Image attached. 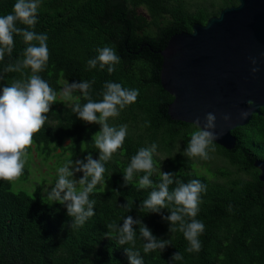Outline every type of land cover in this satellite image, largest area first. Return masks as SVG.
Instances as JSON below:
<instances>
[{
  "label": "trees",
  "instance_id": "obj_1",
  "mask_svg": "<svg viewBox=\"0 0 264 264\" xmlns=\"http://www.w3.org/2000/svg\"><path fill=\"white\" fill-rule=\"evenodd\" d=\"M15 3L16 0H0V16L13 13ZM237 3L238 0H222V5L214 9L201 4L192 10L188 0H40L34 28L16 22L18 28L48 37L49 60L38 75L56 91L57 97L47 121L33 137L34 149L43 159L53 156L59 148L69 153L67 161L82 160L89 153L99 158L92 138L101 125L87 124L72 111L75 104L87 103L79 90L70 96V105L59 97L63 82L95 81L89 89L94 101L103 99L106 82L119 83L139 94L117 117L108 119L111 126L127 125V135L121 148L103 162V179L89 197L95 201V215L83 225L71 227L66 207L44 199L40 191L17 190L16 180H0V264H129L125 249L133 245L120 246L117 231L109 233L106 226L122 225L128 215L142 219L157 238L170 240L171 246L165 250L144 253L145 241L136 226L134 250L140 252L143 264H264L263 181L255 166L258 158L264 159V106L249 124L233 130L237 138L234 148L212 141L209 152L214 148L234 168L217 169L215 175L222 179H213L197 171L194 160L183 155L191 134L200 126L171 117L169 104L174 96L161 82V51L171 36L192 31L195 23H206L222 8ZM26 47L23 37L14 34L11 55L6 53L0 61V75L4 77L0 92L7 84L31 75L30 68L4 72L8 64L23 59ZM103 47L112 48L120 58L112 73L108 65L103 69L99 63L95 68L88 67V60L95 59ZM67 139L71 142L65 145ZM179 142L182 149L164 161H158L154 153L155 171L150 179L153 187L161 182L159 167L166 162L167 172L177 173L178 180L187 183L197 179L206 185L195 217L205 226L198 237L200 251H187L190 245L179 231V222L177 230L169 232L170 224L162 216L170 215L168 209L174 204H168L160 214L140 210L142 200L153 190L139 188V179L146 173L134 172L127 185L123 180L124 170L140 148L155 143L156 151L171 153ZM31 150L30 146L27 153ZM27 177L25 165L20 178ZM175 187L170 185L169 191ZM190 219L185 217L186 221ZM175 252L183 259L172 261Z\"/></svg>",
  "mask_w": 264,
  "mask_h": 264
},
{
  "label": "clouds",
  "instance_id": "obj_2",
  "mask_svg": "<svg viewBox=\"0 0 264 264\" xmlns=\"http://www.w3.org/2000/svg\"><path fill=\"white\" fill-rule=\"evenodd\" d=\"M39 6L40 0H16L13 13L0 16V61L4 59L6 53L11 55L14 34L21 35L27 45L23 59L8 64L4 72H22L23 69H31V75L26 79L7 84L0 92V180L9 182L22 175L27 161V149L33 144L34 134L38 133L47 121V114L57 97L56 91L38 75L44 71L49 60L47 35L16 27V22L19 21L34 28ZM98 53L95 59L88 60V67L95 68L99 63L100 68L103 69L108 65V72L112 73L115 70L114 65L119 63L120 58L110 47L100 48ZM3 79V75H0V81ZM94 82H73L67 84L61 92L65 97H70L74 91L79 90L87 100L83 105L75 104L72 111L87 124L101 125V130L92 138L95 147L99 150V158L94 159L89 153L82 160L66 162L58 168V179L51 187V191L45 189L44 199L66 207L67 215L72 220L71 227L83 225L88 218L95 215V201L90 200V194L103 179V173L106 171L103 162L108 161L125 141L127 125L111 126L108 119L117 117L120 110L134 102L139 94L138 90L125 89L119 83L106 82L102 93L103 99L94 101L89 95V89ZM214 121L215 116L209 113L206 116V123L191 134V139L183 151L185 157L209 159V149L213 139L216 138L212 131ZM156 149L157 145L153 143L150 147L140 148L131 158L129 166L124 170L125 185L132 181L134 172H144L146 174L139 179V188L153 187L150 177L155 171L153 155ZM211 150L214 151V148ZM79 172H82L83 176L77 180L75 174ZM160 177L161 182L153 187L146 199L142 200L139 205L140 210L147 209L149 213L160 214L162 209H168V204H174L175 207L168 209L170 215L162 216V219L170 224L169 232H175L177 230L175 225L179 222V231L183 232L190 245L187 251H200L201 243L198 237L203 233L205 226L195 217L198 213L200 194L206 191V185L197 179L184 183L176 178L177 173L172 172L161 171ZM173 184L176 187L169 191V186ZM186 216L191 219L186 221ZM106 226L109 233L113 230L117 231V243L120 246L133 245L125 249L129 264H143L140 252L134 250L136 226L139 227L140 236L145 241L144 253L157 249L163 251L171 246L170 240L157 238L142 219H134L131 215L123 218L122 225ZM181 259L183 257L179 252L173 253L171 257L174 262Z\"/></svg>",
  "mask_w": 264,
  "mask_h": 264
},
{
  "label": "water",
  "instance_id": "obj_3",
  "mask_svg": "<svg viewBox=\"0 0 264 264\" xmlns=\"http://www.w3.org/2000/svg\"><path fill=\"white\" fill-rule=\"evenodd\" d=\"M161 54V82L174 96L171 117L202 126L211 113L213 141L234 148L233 130L264 106V0L222 8L192 31L173 34ZM255 166L264 194V159Z\"/></svg>",
  "mask_w": 264,
  "mask_h": 264
},
{
  "label": "rangeland",
  "instance_id": "obj_4",
  "mask_svg": "<svg viewBox=\"0 0 264 264\" xmlns=\"http://www.w3.org/2000/svg\"><path fill=\"white\" fill-rule=\"evenodd\" d=\"M190 8L193 10L196 5H207L210 6L211 9L222 5V0H188ZM215 3L216 5L212 6ZM67 84L63 82L62 89ZM59 97L62 98L68 105L72 104L73 97H65L62 92L59 93ZM71 142L70 139L65 141V145ZM32 150L31 152L27 153V161L26 167L28 169V177L26 179L18 178L16 179L15 189H28L29 191L33 192L35 190L40 191L43 195H46L45 189L51 191V187L55 185L58 179V168L63 166L66 162V157L69 153H62L61 148H59L55 154L49 157L47 160L43 159L41 156L34 149V144L31 145ZM180 149H182V143L179 142L175 145L173 151L168 153L167 151H156V157L158 161H164L170 155H175ZM61 154V155H60ZM209 159L204 160L200 157H192L195 162L196 170L206 175L210 176L211 178L222 179L221 176L217 177L215 172L219 168L224 169H234L232 166L229 165L227 161H225L220 154L216 151L209 152ZM76 160H79L77 158ZM74 160V162L76 161ZM164 164L160 165L159 170L163 172H167L166 167L167 165ZM80 173L75 174V178L78 180L80 178ZM79 188V186H78Z\"/></svg>",
  "mask_w": 264,
  "mask_h": 264
}]
</instances>
